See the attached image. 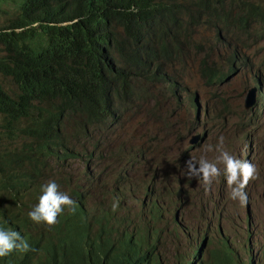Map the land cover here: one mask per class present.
<instances>
[{
    "label": "trees",
    "instance_id": "obj_1",
    "mask_svg": "<svg viewBox=\"0 0 264 264\" xmlns=\"http://www.w3.org/2000/svg\"><path fill=\"white\" fill-rule=\"evenodd\" d=\"M6 15L10 26L0 24V73L14 81L19 93L13 96L0 85V133L30 144L22 152L10 148L0 154V226L21 229L31 250L13 251L0 264H184L187 257L179 252L188 236L152 194L135 213L120 215L125 202L115 212L102 210L95 232L81 228L78 207L49 229L12 208L33 204L41 187L25 195L13 192L9 170L26 152L76 159L72 152L80 142L86 149L95 147L93 159H100L96 148L105 141L96 137L109 144L125 117L150 100L159 85L170 101L181 103L186 78L168 72L188 60L198 29L215 31L216 45L229 54L227 73L203 59V80L209 86L227 80L237 63L247 65L242 50L227 38L238 32L247 37L251 23L264 22V8L249 0H0V18ZM260 101L264 103L263 93ZM148 150L132 156L130 150L124 152L128 164L139 163ZM162 168L170 173L169 167ZM177 169L171 176L180 183Z\"/></svg>",
    "mask_w": 264,
    "mask_h": 264
},
{
    "label": "rangeland",
    "instance_id": "obj_2",
    "mask_svg": "<svg viewBox=\"0 0 264 264\" xmlns=\"http://www.w3.org/2000/svg\"><path fill=\"white\" fill-rule=\"evenodd\" d=\"M249 1L264 8V0ZM13 18L14 16L11 20ZM8 20L7 15L1 17V26H10ZM249 31L247 37L238 32L231 35V38H227L233 46L243 51L240 52V56L247 65L237 63L236 71L227 80L209 86L200 74L203 59L208 57L221 69L222 73H227L226 60L229 54L216 45L215 31L207 28L197 30L190 45L188 60L185 63H177L173 70L168 72L174 78L176 74H184L186 78L187 92L182 102L170 101L171 98L167 97L165 87L159 85L150 94V100L139 103L140 106L125 117L123 125L116 129L117 136H120L117 148L113 146L109 153L106 148L101 157L103 163L100 167V180H104L107 189L112 186L113 180L119 177L139 194H144L146 191L144 187L148 182H152L154 175H156L154 181L158 180L155 183L166 177L161 176L166 173V170L161 169L163 166L169 167L170 173L180 167L183 169L185 161L190 156L198 158L205 145H215L218 138L223 136L225 148L229 152L239 159L255 164L258 169V179L250 181L245 188L251 218L248 221L246 219L247 203L241 205L239 202L228 199V190L222 177L214 183L210 191L206 192L199 180L188 181L181 176L184 184L190 182L192 185H200L198 189L190 187L198 214L195 216V223L190 224L189 227L203 234L208 224L207 220H212L214 215L211 213L212 206H198V202L202 198L206 201L208 197L214 196H218L216 212L221 213L220 219H223V222L219 224L216 221L218 216L212 222L214 225H219L221 230L239 234L238 228L245 230L244 224L248 222H256V224L264 222V106H262L264 103L260 101L261 94H264V22L251 23ZM3 54V46H0V55ZM0 85L13 96L19 93V88L14 81L1 73ZM259 86L262 88V93H259L258 104L255 109L252 108V111L248 112L245 109L247 93ZM196 96H199L200 111L194 104ZM3 130L6 128L4 127ZM73 132L74 127L70 129V133ZM200 134L206 135V138L204 141L198 140L194 144L195 147H192L191 141L194 139L192 137ZM27 144H30V141L21 138L15 140L9 136V133H0L1 155H5L10 148L22 152ZM123 144L129 145V148L124 149ZM79 147V154L82 157L88 149L82 142ZM147 147L150 153L145 164L132 168L120 160L127 156L124 152L130 150L131 154ZM114 151L115 157L111 156ZM207 155L211 160L216 153L210 152ZM43 162L53 170L51 176L58 173L73 179V182L76 180L81 182L87 171V165H83L82 158L67 162L65 165L55 157L44 159ZM166 185L169 186V181ZM161 187L165 189L164 180ZM201 210L205 211L202 215L199 214ZM237 220L241 223L238 224ZM252 227L250 231L253 233L254 227ZM254 241L257 242L259 239L256 238Z\"/></svg>",
    "mask_w": 264,
    "mask_h": 264
},
{
    "label": "clouds",
    "instance_id": "obj_3",
    "mask_svg": "<svg viewBox=\"0 0 264 264\" xmlns=\"http://www.w3.org/2000/svg\"><path fill=\"white\" fill-rule=\"evenodd\" d=\"M257 89L258 104V96L262 88L259 86ZM194 104L196 109H198L196 98ZM198 136L200 137L199 141H204L206 138V135L202 136L201 134L192 138ZM119 137H113L108 144L105 138L97 136L96 139L105 141L103 148H96L97 153L100 154L97 156H102L106 148L109 153L113 146H116L115 141ZM192 147H195V145H192ZM93 148L95 149V147ZM94 149L92 147L88 148L82 157L79 154V146L76 151H70L78 156L76 159L82 158L83 165H87V171L81 182H77V180L73 182V179L63 177L58 173L55 176H51L53 170L43 162L44 159L55 157L60 163L65 165L67 162L76 159L60 160L56 156L41 158L38 152H26V157H23V153V158L18 163L11 165L9 170L11 176L7 179L10 184L9 187L13 192H19L21 195L28 193L29 189H31V192H37L40 187L41 189L33 204L25 202V204H19L18 207L12 208L16 212L22 210V213H27L33 224L50 229L60 224L64 214L73 215L75 208L78 207L81 213L79 216L81 228L95 232L98 229L99 214L102 210L108 211L111 209L115 212L118 204L125 202L126 206L120 211V215L135 213L139 211L142 205H148L151 199L150 194H152L154 198H157L166 208L170 209V215L175 216L176 222L188 236V244L179 252L180 256L187 257V261L184 264H264V222L259 224L248 222L244 224L245 230L238 228L239 234H231L229 230H221L219 225H214L212 222L216 216H218L216 221L219 224L223 222V219H220L221 213L216 212L218 207L216 199H218V196L208 197L206 201L202 198L198 202V206H212L211 213L214 215L212 220H207L208 224L203 234L198 230H191L189 227L190 224L195 223V216L198 214L193 201V191L190 187L198 189L200 185H192L190 182L184 184L181 176L188 181L199 180L206 192L210 191L214 183L218 182L222 177L228 190V199L233 202H239L241 205L247 203L245 206L246 219L248 221L251 218L245 188L250 181L258 179V169L255 164L239 159L229 152L225 148L223 136L218 138L215 145H205L198 158L190 156L185 161L183 169L180 167L176 170L180 175L179 170L181 169L180 183L174 181L171 176L174 170L168 175L166 173L161 175L166 177L158 183H155L158 180L154 181L156 178V175H154L152 182H148L144 187V190H146L144 194H139L131 186L125 184L123 178L119 177H116L112 182V186L107 189L104 180H100V167L103 160L101 158L93 159L96 153ZM210 152L216 153L211 160L208 159L207 155ZM149 153L150 149L148 152L145 151L144 157L139 156L140 162H135L132 168L136 165L145 164ZM130 155L132 156V154ZM120 160L128 164L129 158L124 156ZM97 165L100 166L97 167ZM128 165L131 166L130 164ZM161 169L163 170V168ZM163 180L165 189L161 187ZM167 181H169V186L166 185ZM33 182H37V185L33 186ZM179 188L184 191H168L178 190ZM204 213L205 211L203 210L199 212L201 215ZM237 223L239 224L241 221L237 220ZM252 226L254 227L253 233L250 231ZM256 238L259 241L255 242ZM30 250V246L21 229L12 226H0V258H6L9 254H13V251L14 254H26ZM165 251L164 246H162L160 253L163 255Z\"/></svg>",
    "mask_w": 264,
    "mask_h": 264
},
{
    "label": "water",
    "instance_id": "obj_4",
    "mask_svg": "<svg viewBox=\"0 0 264 264\" xmlns=\"http://www.w3.org/2000/svg\"><path fill=\"white\" fill-rule=\"evenodd\" d=\"M257 93H258V89L257 88H253L251 89L246 98H245V109L246 111H250L252 108L255 107V105L257 104ZM196 105L200 111L201 106L199 105V96L196 97ZM198 140H200V137H196L191 141V145H194L195 142H197Z\"/></svg>",
    "mask_w": 264,
    "mask_h": 264
},
{
    "label": "bare ground",
    "instance_id": "obj_5",
    "mask_svg": "<svg viewBox=\"0 0 264 264\" xmlns=\"http://www.w3.org/2000/svg\"><path fill=\"white\" fill-rule=\"evenodd\" d=\"M81 143V142H80ZM78 148V147H77ZM261 188V187H260ZM70 219V218H69ZM128 224V223H127ZM253 228V227H252ZM95 235V234H94ZM92 242V241H91ZM134 244V243H133ZM143 246V245H142ZM151 252V251H150ZM125 257V256H124ZM132 260V259H131ZM144 263V262H143ZM141 264V263H140Z\"/></svg>",
    "mask_w": 264,
    "mask_h": 264
}]
</instances>
